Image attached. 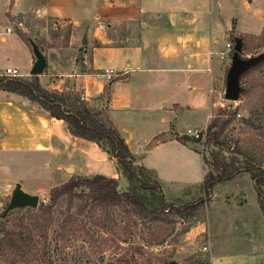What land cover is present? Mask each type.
Masks as SVG:
<instances>
[{
	"label": "crops",
	"instance_id": "0c3cea01",
	"mask_svg": "<svg viewBox=\"0 0 264 264\" xmlns=\"http://www.w3.org/2000/svg\"><path fill=\"white\" fill-rule=\"evenodd\" d=\"M216 10H221L216 0H0V58L11 63L5 69L29 78L35 56L20 34L39 32L41 38L34 36L44 59L39 84L78 91L89 107H105L136 162L153 169L144 155L156 149L197 153L170 138L205 129L216 107L214 93L224 82L228 58L224 31L230 30ZM50 26L57 34L48 41ZM104 70L113 71L110 80ZM44 73L59 79L47 81ZM200 116L206 120L202 129L177 127L181 119L199 121ZM31 164L32 172L16 174ZM90 175L118 176L95 143L73 137L36 102L0 90V198L17 186L27 193L24 182L51 179L60 185ZM156 177L165 186L172 182ZM49 189L34 186L31 193L39 197ZM209 240V264L240 259L238 252L212 254ZM238 264H247L246 259Z\"/></svg>",
	"mask_w": 264,
	"mask_h": 264
},
{
	"label": "rangeland",
	"instance_id": "374dc122",
	"mask_svg": "<svg viewBox=\"0 0 264 264\" xmlns=\"http://www.w3.org/2000/svg\"><path fill=\"white\" fill-rule=\"evenodd\" d=\"M216 1L221 10L214 11L215 16L221 15L225 20L223 22L229 23L230 30L224 33L230 48L224 82L214 93L216 107L212 117L218 108L230 109L234 116L223 137L237 140L239 147L253 153L264 167V65L240 79L242 91L238 100L231 102L223 98L225 76L230 65L234 40L239 37L242 39L243 57H253L264 52V43L261 40L264 0ZM51 29V26L48 27L46 32V35L51 37L48 41L53 40L57 34ZM68 33L69 31L64 35ZM11 35H14L13 27ZM27 36L31 46L36 42L34 36L41 38L39 32L34 35L31 31ZM58 41L60 40L55 42ZM10 64L6 59L0 58V73ZM42 77L50 82L59 79L52 73H44ZM66 86L69 88L67 84ZM70 91L81 96L78 91ZM96 111L99 118L107 119L105 107ZM205 123L206 120L202 116L199 121H188L184 118L177 122V127L180 131L189 127L202 129ZM199 131L202 130L188 135L195 136ZM169 147L159 148L144 155V158L149 159L146 164L153 168L149 170H153L161 179L172 181L163 187L165 200H179L182 203L204 198L201 186L207 167L202 164V155L209 159V152L219 149L201 143H190L188 147L200 153L193 151L184 156L179 150H167ZM141 150H144V147ZM223 153L228 159L229 155L225 151ZM33 169L35 168L31 164L16 174H28ZM56 182L58 181L51 179L40 182L33 180L30 183L24 182L22 188L29 192V195H33L31 190L34 186L46 191L58 186ZM126 187V180L120 178L119 190L122 192ZM261 191L264 197V186ZM209 193V199L204 200L191 216L181 218L169 215L160 219H141L136 216L126 219L117 208H113L108 215L98 210H86L83 214H78L80 201L76 199L68 209L65 199L62 198L51 211L52 223L48 230V239L45 244H40L37 256L23 261L10 255H0V264L206 263L209 262L208 237L214 246L215 252L212 254L221 257L224 253L238 252L241 255L239 260L246 259L247 264H252L253 261L257 264V260L264 264V216L249 175L239 174L229 181L217 183ZM10 199L11 196L0 198V230L15 223L25 210V207H22L6 211ZM38 200V203L46 202L48 193L39 195ZM239 260L232 263L238 264Z\"/></svg>",
	"mask_w": 264,
	"mask_h": 264
},
{
	"label": "trees",
	"instance_id": "16d2710c",
	"mask_svg": "<svg viewBox=\"0 0 264 264\" xmlns=\"http://www.w3.org/2000/svg\"><path fill=\"white\" fill-rule=\"evenodd\" d=\"M20 37L25 44L32 47L25 34H20ZM238 39L242 43V39ZM261 40L264 43V25ZM263 65L264 62L260 63L241 78ZM0 90L36 102L50 117L63 121L73 137L95 143L113 161L118 175L116 178L103 175L71 177L52 187L48 191L46 202H39L35 208L25 207L24 213L15 223L1 228V256L10 255L23 261L37 256L40 244H45L48 239V230L52 223L51 211L62 198L65 199L68 209L76 199L79 200L78 214H83L86 210H98L108 215L113 208H117L126 219L135 216L141 219H160L169 215L182 218L191 216L204 200L209 199V192L215 184L229 181L239 174H247L251 178L264 216V197L261 191L264 186V167L253 153L239 147L237 140L223 137L234 116L228 108H218L205 129L197 133V137L174 134L170 138L184 146L201 143L219 149L211 150L209 159L202 155L203 166L207 167L201 186L204 198L180 203L179 200H165L164 185L155 173L136 162L118 130L108 119L99 118L98 112L89 107L79 94L74 91H48L39 84L36 75H30L26 79L0 75ZM106 94L108 89L103 96ZM155 140L162 142L158 138ZM223 151L229 155L228 159ZM120 178L127 182V187L122 192L119 190Z\"/></svg>",
	"mask_w": 264,
	"mask_h": 264
},
{
	"label": "water",
	"instance_id": "95a60500",
	"mask_svg": "<svg viewBox=\"0 0 264 264\" xmlns=\"http://www.w3.org/2000/svg\"><path fill=\"white\" fill-rule=\"evenodd\" d=\"M233 47V52L231 55L230 65L227 69L225 76V89L223 98L226 101H236L242 91L240 86L241 76L255 68L260 63L264 62V52L253 56V57H243L242 43L236 38ZM33 54L35 56V62L31 68L30 75L39 76L44 69V59L38 49L32 45ZM71 173V169H67ZM38 196L29 195L24 193L19 186H17L11 194L10 202L6 208V211L13 208L31 207L35 208L38 205Z\"/></svg>",
	"mask_w": 264,
	"mask_h": 264
},
{
	"label": "built area",
	"instance_id": "2783aa9c",
	"mask_svg": "<svg viewBox=\"0 0 264 264\" xmlns=\"http://www.w3.org/2000/svg\"><path fill=\"white\" fill-rule=\"evenodd\" d=\"M3 30H6L7 32L10 31V29L3 27ZM230 45L226 44L227 52H229ZM0 75L9 76V77H20V74L16 69L7 68L5 69ZM107 80H110L113 77V71L112 70H104V73L102 74ZM189 134H195V133H189ZM192 137H197V134Z\"/></svg>",
	"mask_w": 264,
	"mask_h": 264
}]
</instances>
